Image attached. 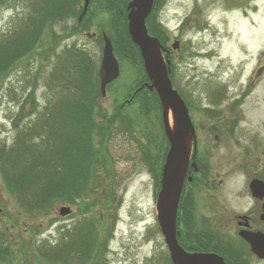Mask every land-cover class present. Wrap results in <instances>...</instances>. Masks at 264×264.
<instances>
[{"label":"rangeland","instance_id":"rangeland-1","mask_svg":"<svg viewBox=\"0 0 264 264\" xmlns=\"http://www.w3.org/2000/svg\"><path fill=\"white\" fill-rule=\"evenodd\" d=\"M128 2L90 0L80 21L83 0H10L0 7V35L12 36L23 21L25 34L30 13L46 21L32 49L0 65V234L11 235L17 263L168 264L155 207L168 143L153 96L148 94L149 113H141L132 101L147 88L134 49L115 54L119 76L106 86L105 96L99 92L94 109V122L106 125L95 128L91 139L90 150L98 157L86 161H94L96 190L76 180L80 196L74 204L55 200L39 208L31 190L24 189L23 196V186L14 188L3 174L21 178L24 155L47 164L41 158L86 150L88 127L74 149L64 148L66 135L58 134L56 126L63 125L67 133L71 119L57 115V103L83 73L89 72L99 90L101 33L114 40L123 21L119 13ZM150 15L168 51L172 85L197 124L200 163L210 168L215 185L191 184L198 216L227 221L255 211L248 182L255 175L264 179V0H154ZM176 40L179 47L173 49ZM255 70L261 71L257 77ZM63 204L71 207L70 215L58 214ZM233 244L242 253L234 264H264L239 240Z\"/></svg>","mask_w":264,"mask_h":264},{"label":"water","instance_id":"water-1","mask_svg":"<svg viewBox=\"0 0 264 264\" xmlns=\"http://www.w3.org/2000/svg\"><path fill=\"white\" fill-rule=\"evenodd\" d=\"M90 0H84L81 18ZM153 0H129L127 9V31L132 42L137 45L145 73L148 78L146 86L154 90L161 106V117L164 133L168 140V150L161 170L160 188L156 198V219L169 251L172 264H226L224 258L215 252H187L178 243L176 230L178 203L187 176L189 165L197 169L195 161L190 159L195 155V129L188 108L173 87L169 77L170 59L167 49L159 38L151 35L146 26V18L151 13ZM103 50L98 67L99 90L102 96L106 94L107 84L114 81L120 73V65L114 54L109 36L103 31ZM172 48L179 47L176 40ZM171 118V122H170ZM192 148L194 153L192 154ZM192 178L189 176L188 180ZM249 188L254 197L264 196V182L254 178L249 182ZM261 219L264 220V201L262 202ZM58 213L65 216L71 213V208L62 205ZM239 235L249 244L251 251L259 258H264V233L242 229Z\"/></svg>","mask_w":264,"mask_h":264},{"label":"trees","instance_id":"trees-1","mask_svg":"<svg viewBox=\"0 0 264 264\" xmlns=\"http://www.w3.org/2000/svg\"><path fill=\"white\" fill-rule=\"evenodd\" d=\"M8 2H10V0H0V7ZM121 13H119V15L123 17V21L122 26L119 28L120 32L117 34V36H115L113 41L111 40L114 47V53L119 56L124 55V48L130 47L135 50L138 57H140V60L142 61L137 46L131 41V38L127 32L126 8H124L123 12ZM28 17V23L30 24H28L25 34L23 21L22 27L14 30V34L12 36L3 34L0 35V65L8 64L19 59L24 55L25 52L32 49L37 43L40 31L43 25L46 24V21L43 22L38 17L34 16L33 13H30ZM153 23L154 22L152 21V15H149L146 19L148 31L150 32V34L157 36L162 44V37H159L160 35H158L157 33V26ZM144 77L145 80L148 81L146 74L144 75ZM80 80L81 82H79ZM75 83L76 84L72 85L74 86L72 87V90L68 91L69 93H67L64 98H61V100H59V103H57L58 105L56 107V113L58 116L60 115V117H62L64 115L62 113H66V115L63 117V121L67 122L69 119H71L69 121L70 124L68 126H65L67 127V133L65 132L63 125H57L56 128L58 130L56 129V132L58 134L63 133V135H66V143L64 148L70 146L71 149H74V144L82 139L81 131H87L85 130L86 127L91 128L86 132L88 137V140L86 137V150H74V154L71 155V157H68L63 153V155H59L58 157V154L54 155V158L51 159L41 158V161L47 164H40L38 161H36V159H33L34 161H31V159L24 155V174H21V178L18 177L19 174L16 175V173L5 174L6 172L3 170L4 179L8 177L11 185L14 188L18 185H21V187L24 185V189H29L32 191V196L35 198V201L33 202L35 207L45 208V206L55 200L66 201L69 204H74L76 199H78L80 196V191L77 192V189L75 188L76 180L85 181L84 187H86V189L91 188L93 191L96 190V185L98 184L96 170L93 166L94 161L90 163L86 161L89 156L95 158L98 157L93 149L90 150V147H92L91 139L93 134L96 132V129H100L101 127L103 130H105L106 128V125H98L94 122V109L97 104L99 90L97 89L95 83H93L92 77L90 76L89 72L85 74L83 73ZM148 94L153 96L154 101L160 107V102L156 93L153 90L145 88V90L143 91H138L136 93V96L133 98L134 100H132L136 101L138 105H140V107L142 108H140L141 113H149V108H151L147 102H150ZM58 106H60V108ZM120 109H122V107H119L116 110L119 111ZM52 111L55 112V110ZM116 113H114L113 116H115ZM166 143H168V141H166ZM56 157L57 159H55ZM80 157L84 158V160L86 157L87 158L85 161L81 162ZM32 162L33 165H31ZM85 162L86 164H84ZM159 169L161 170L160 166ZM42 170H45V173H43ZM15 175L18 179V182H16ZM189 201L190 200H188L187 202L189 203ZM185 203L186 196L183 190L179 200L177 216L180 214L185 215L187 213H190L191 215V211ZM181 207L182 212L180 210ZM186 207L188 209H186ZM89 230L92 229L88 228V231ZM1 233L4 235L3 230H1ZM93 237L94 236L91 235L89 237V241H91ZM11 248L12 245L9 241V235L7 234L5 237H2V235L0 234V264H20L16 262L15 252ZM62 248H60V251H62ZM219 251H221V253L223 254L227 264H234L235 262H237L236 260L239 259L240 256H242L240 249L238 250L237 248H233V250L231 251L224 252L220 246Z\"/></svg>","mask_w":264,"mask_h":264},{"label":"flooded vegetation","instance_id":"flooded-vegetation-1","mask_svg":"<svg viewBox=\"0 0 264 264\" xmlns=\"http://www.w3.org/2000/svg\"><path fill=\"white\" fill-rule=\"evenodd\" d=\"M260 72H261L260 70H255V76L257 77L259 74H261ZM241 92L243 93L244 89L240 90L239 92V95L242 96ZM230 110H232V107H230ZM193 125L194 128L197 127V124H195V122ZM205 125L209 126V122L205 121ZM231 127L233 128V125ZM230 131H231V135L234 137L235 131L232 129ZM195 136H196L195 137L196 150H195V155L194 157L191 158V160H194L196 162L197 169L194 170L193 167L189 166V171L187 172V176H191L192 179L190 181L188 179H185L184 189H183L186 196L185 204L189 207L191 211V215L190 213H187L184 215V217L181 216L182 214L177 216L176 229L179 232L177 235L178 243L187 252H215L223 256L221 251H219L220 246L224 252L231 251L233 250V248H237L239 250L238 246H235L236 244H233L239 240L242 243L243 248L247 251V254L254 256L257 260H264V258H259L257 255H255L251 251L249 244L239 235V231L242 229H246L248 231H261L264 233V220L261 219V213L263 212L262 202L264 201V196L262 199H258L254 197L249 188V182L252 179L257 178L264 182L263 177L260 178L259 176L255 175L249 178V182H248L249 192L251 196L254 198V203H256L258 206V208L255 211H250L248 213H236L233 220H227V221L226 220L223 221V218L220 217L219 215L215 216L211 214L209 215L203 214L198 216L197 213L198 209H196L195 207L196 205L198 208V205L196 199L193 200L192 198V196L195 194V189L191 184H194L196 180H200L201 186L205 185L208 186V188H214L215 185L210 177V168L208 169L206 167H203L200 163L198 136L196 129H195ZM211 194L215 196V193L211 192ZM23 196H24V188H23ZM194 196L196 197V195ZM188 199H190L192 202L189 201L188 203L187 202ZM186 209L188 208L186 207ZM180 210L182 212V207ZM221 218H222V222H221ZM220 238H223V243L220 242ZM166 250H167V255H166L167 263L172 264V262L170 261L167 247Z\"/></svg>","mask_w":264,"mask_h":264},{"label":"bare ground","instance_id":"bare-ground-1","mask_svg":"<svg viewBox=\"0 0 264 264\" xmlns=\"http://www.w3.org/2000/svg\"><path fill=\"white\" fill-rule=\"evenodd\" d=\"M242 18L245 20L246 18L245 17H243V15H242Z\"/></svg>","mask_w":264,"mask_h":264}]
</instances>
